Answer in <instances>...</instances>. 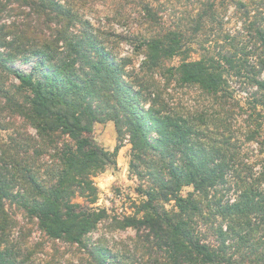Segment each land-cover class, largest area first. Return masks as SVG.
<instances>
[{
  "label": "trees",
  "instance_id": "1",
  "mask_svg": "<svg viewBox=\"0 0 264 264\" xmlns=\"http://www.w3.org/2000/svg\"><path fill=\"white\" fill-rule=\"evenodd\" d=\"M262 3L0 0L3 110L35 132L0 139V264H57L65 253L124 264L91 241L105 220L135 232L139 264H264ZM17 57L35 60L30 72L13 67ZM231 78L254 88L246 106ZM107 120L112 153L91 137ZM125 140L143 199L111 216L90 207L93 178Z\"/></svg>",
  "mask_w": 264,
  "mask_h": 264
},
{
  "label": "rangeland",
  "instance_id": "2",
  "mask_svg": "<svg viewBox=\"0 0 264 264\" xmlns=\"http://www.w3.org/2000/svg\"><path fill=\"white\" fill-rule=\"evenodd\" d=\"M262 9L264 10V0L262 3ZM4 18H6L5 15L1 16V20H4L3 22L6 23L11 20ZM99 27L101 28L102 25ZM230 28L234 30L233 27ZM109 30L110 31L108 32L113 36V27L109 28ZM109 47H111L113 51V38L112 44ZM121 50V54H126L130 48L128 45H123ZM34 61V59L25 61L17 57L14 61L13 67L24 72H30L31 65ZM175 63H177V60L174 61V64ZM15 84L16 82L12 78H8L7 80L3 79L1 88H4L5 90L7 89V91L9 90L10 93H12L14 90L12 86L14 87ZM231 85L235 90V100L239 101L240 105L246 106L247 97L254 88H246L248 86L240 84L234 78H231ZM194 94L195 92H193L189 98L194 97ZM185 98L186 96L183 97L182 102ZM5 108L7 107L5 104L4 94L0 91V139H6L9 135H15L17 132H22V130L27 129L19 117H16V115L9 110L4 111L3 109ZM27 130L30 134H35L33 129L29 128ZM91 130V137L95 145L108 153H112L114 147L118 143L113 121L107 120L104 123L96 122L91 125ZM130 149V144L125 140L123 142V146L120 148L115 158H113L114 164L113 161H110L111 164H109L102 173L97 174L93 178V182L98 190V199L97 202L94 205H90V207L93 206L95 208L108 210L111 216L113 214H130L133 211L132 202L138 203V201L143 199L141 194L137 191V186L140 185L141 181L133 174L131 168L129 167ZM189 191H191V188L186 187L182 190V194L185 195ZM75 202L84 203V201L79 198L76 199ZM172 205L173 204L171 203L167 206V208L170 209ZM11 208V212L14 214L18 224H21L25 218L24 215H22L18 210L14 212V206ZM16 231L12 237L16 236ZM38 238L39 233L37 230H33V233L29 238L30 242L35 241ZM90 238L92 242L102 243L104 246L108 247L112 254L113 252H120L123 256L124 264H139L140 257L131 256V253L134 250L135 238V232L133 230H113L110 226V220H105L99 223L97 229L91 233ZM48 247L49 246L46 245L47 253L49 252ZM69 261L74 264H86L84 257L82 255H76L75 253H65L59 260H57V264H68Z\"/></svg>",
  "mask_w": 264,
  "mask_h": 264
}]
</instances>
